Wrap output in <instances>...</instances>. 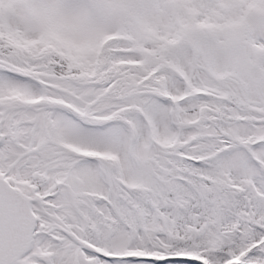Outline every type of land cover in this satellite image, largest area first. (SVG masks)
<instances>
[{
  "label": "snow or ice",
  "instance_id": "obj_1",
  "mask_svg": "<svg viewBox=\"0 0 264 264\" xmlns=\"http://www.w3.org/2000/svg\"><path fill=\"white\" fill-rule=\"evenodd\" d=\"M0 264H264V0H0Z\"/></svg>",
  "mask_w": 264,
  "mask_h": 264
}]
</instances>
